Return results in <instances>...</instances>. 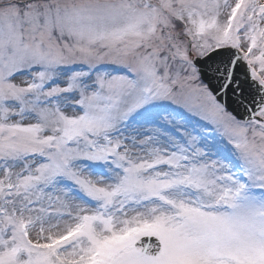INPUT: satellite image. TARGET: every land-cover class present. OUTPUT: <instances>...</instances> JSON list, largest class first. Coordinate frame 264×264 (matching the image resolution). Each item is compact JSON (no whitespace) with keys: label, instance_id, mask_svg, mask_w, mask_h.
I'll list each match as a JSON object with an SVG mask.
<instances>
[{"label":"snow or ice","instance_id":"snow-or-ice-1","mask_svg":"<svg viewBox=\"0 0 264 264\" xmlns=\"http://www.w3.org/2000/svg\"><path fill=\"white\" fill-rule=\"evenodd\" d=\"M0 264H264V0H0Z\"/></svg>","mask_w":264,"mask_h":264},{"label":"water","instance_id":"water-1","mask_svg":"<svg viewBox=\"0 0 264 264\" xmlns=\"http://www.w3.org/2000/svg\"><path fill=\"white\" fill-rule=\"evenodd\" d=\"M234 107H235V106L233 105L231 99H229V101H228V108H229V110H230V111H233ZM238 115H242V112H239ZM144 242H145V243L148 242V241H147V238H144ZM153 242H154V239H153Z\"/></svg>","mask_w":264,"mask_h":264},{"label":"rangeland","instance_id":"rangeland-1","mask_svg":"<svg viewBox=\"0 0 264 264\" xmlns=\"http://www.w3.org/2000/svg\"><path fill=\"white\" fill-rule=\"evenodd\" d=\"M178 111H183V110L182 109H178ZM190 119H191V121H192L193 124L197 123V121H198V118L197 117H190ZM213 135H215V133H213Z\"/></svg>","mask_w":264,"mask_h":264}]
</instances>
